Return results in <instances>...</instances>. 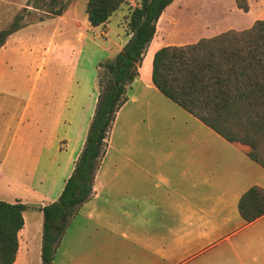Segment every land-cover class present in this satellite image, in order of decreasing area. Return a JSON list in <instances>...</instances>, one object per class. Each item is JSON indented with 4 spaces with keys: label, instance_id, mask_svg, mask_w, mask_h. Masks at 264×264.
Listing matches in <instances>:
<instances>
[{
    "label": "crops",
    "instance_id": "obj_1",
    "mask_svg": "<svg viewBox=\"0 0 264 264\" xmlns=\"http://www.w3.org/2000/svg\"><path fill=\"white\" fill-rule=\"evenodd\" d=\"M136 2L127 0L106 23L91 28L105 30V59L114 57L126 43L127 8ZM252 2L264 10V0ZM68 10L52 20L49 25L57 27L45 36L47 41L63 44L57 45L61 49L52 65L74 72L75 41L81 36L75 28L86 24L78 25ZM173 10L165 9L157 22L139 75L128 86L126 101L106 139L92 194L69 219L51 264H264V215L245 223L237 209L246 190L264 189V168L248 157L249 146L227 142L152 83L151 63L159 48L218 34L206 35L207 29L199 32L194 24L186 25L194 30H178L171 22ZM262 10L255 19L264 21ZM119 16L123 21L110 38V20ZM24 30L27 34V27L22 28L7 41ZM8 57L12 60L8 66L0 58V201L19 200L27 206L13 264H33L36 251L40 258L43 218L39 208L57 200L86 133L77 151L62 149L60 143L67 140L60 132L69 128L70 118H66L65 98L60 110L54 109L55 97L49 99L42 76L48 60L40 62L34 79L32 67L16 61L31 58V52L13 51ZM79 243L95 245L100 252L122 253L80 260L76 259L77 249L83 246ZM62 246L68 249L58 259Z\"/></svg>",
    "mask_w": 264,
    "mask_h": 264
},
{
    "label": "trees",
    "instance_id": "obj_2",
    "mask_svg": "<svg viewBox=\"0 0 264 264\" xmlns=\"http://www.w3.org/2000/svg\"><path fill=\"white\" fill-rule=\"evenodd\" d=\"M174 0H139L127 9L129 35L112 59L97 64L99 92L85 139L71 174L56 201L41 208V264H51L55 246L75 211L90 198L98 163L116 113L126 101L128 86L138 77L146 48L157 22ZM237 7L247 10L244 0ZM127 0H87L90 28L106 23ZM61 5L49 13L59 16ZM23 14L0 30V48L23 28ZM151 80L167 99L225 139L250 147L248 157L264 168V21L242 30H226L195 43L159 48L151 63ZM245 223L264 215V189L253 186L237 202ZM27 206L0 201V264H13L18 253V232Z\"/></svg>",
    "mask_w": 264,
    "mask_h": 264
},
{
    "label": "rangeland",
    "instance_id": "obj_3",
    "mask_svg": "<svg viewBox=\"0 0 264 264\" xmlns=\"http://www.w3.org/2000/svg\"><path fill=\"white\" fill-rule=\"evenodd\" d=\"M244 1L247 6L246 11L237 7L236 0H174L166 10L169 11L174 9L171 22L177 26L178 30L180 27H184V29L187 27L194 30L193 27L198 26L199 32L207 29L205 30V33H207L206 35H213L230 29H246L257 20L255 17L259 15V10H262V8L254 6L251 0L252 6L250 11L249 1ZM84 3L85 0H0V30L8 27L15 15L19 13L23 14L24 17L23 28L27 27L28 30L27 34L24 30L19 36L8 40L6 44L0 48L1 61L4 66H8L12 61L9 60L8 57L10 52H31V58L16 59V61H21L23 66H27L28 68L32 67L31 76L35 79V71L42 65L40 62L43 59H45V61L48 60V69L45 68L42 76L49 87V99H54L55 97L54 109L57 110L59 107L60 110L61 99L65 98L66 118H70L69 128H65L63 132H60V135L65 136L67 140V144H65V141L60 143V147L62 149L65 148V150L77 151L80 147L83 135L86 133L87 124L93 115L96 98L99 92V87L97 85L99 78L97 74V64L99 61L105 59L103 50L108 46V39L102 33V31L105 32V30L91 29L87 27V20H83ZM60 5L65 9H71V12L68 10L69 15L75 17L78 25H83V21L86 24V27L75 28V32L80 33L81 36L78 35L80 36L79 42L75 41L77 48L76 69L74 72L69 69L64 70L61 65H52L54 60L53 57L56 56L58 49H61V46L57 45L63 44L47 41L45 36L46 31L49 30V32H52L57 27L55 24L54 27H52V24L49 25L57 16L48 11L51 9L55 10ZM26 6L30 9H26ZM122 21V16L110 20V29L112 30L110 32V38H113L112 32L118 29V25ZM187 24L194 25H192V27L189 25L186 26ZM179 37L182 39L184 36L180 35ZM195 37L197 36H193L192 39ZM74 40H76V38H74ZM49 49L51 51L47 54L44 53ZM78 51H80V53ZM148 58L149 55L146 57L145 67H148ZM72 65L74 66V62ZM5 90L9 92V89ZM53 91H55V93H53ZM57 96L59 98L58 100L56 98ZM65 126H67V124ZM79 244H83L82 248H78L76 251V259L80 260H88L96 254H103L112 258L122 253L115 250L100 252L95 245ZM67 249L68 248L65 246L60 248L58 259L62 257V252L67 251ZM33 264H40L37 251Z\"/></svg>",
    "mask_w": 264,
    "mask_h": 264
}]
</instances>
